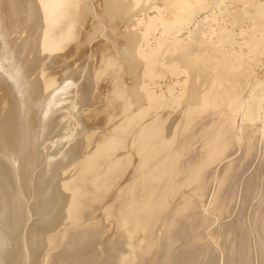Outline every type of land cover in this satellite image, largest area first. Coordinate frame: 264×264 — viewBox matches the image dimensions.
<instances>
[{
  "label": "bare ground",
  "instance_id": "obj_1",
  "mask_svg": "<svg viewBox=\"0 0 264 264\" xmlns=\"http://www.w3.org/2000/svg\"><path fill=\"white\" fill-rule=\"evenodd\" d=\"M263 171L264 0H0V264H264Z\"/></svg>",
  "mask_w": 264,
  "mask_h": 264
},
{
  "label": "rangeland",
  "instance_id": "obj_2",
  "mask_svg": "<svg viewBox=\"0 0 264 264\" xmlns=\"http://www.w3.org/2000/svg\"><path fill=\"white\" fill-rule=\"evenodd\" d=\"M263 173H264V171H263ZM229 209H230V208H229ZM233 212H235V213H233V214H236V211L233 210ZM228 214H230V215H228V218L226 217L227 214L224 215V218H227V219H223V218H222V219L220 220L221 223H222V220H223V223H226V222H228L231 218L234 217V215L232 214V210H231V209L229 210V213H228ZM230 216H231V217H230ZM233 219H234V218H233ZM233 219H231V220H233ZM227 220H228V221H227ZM224 221H225V222H224ZM220 222H218L219 225H221ZM223 223H222V224H223ZM215 225L217 226V223H216Z\"/></svg>",
  "mask_w": 264,
  "mask_h": 264
}]
</instances>
